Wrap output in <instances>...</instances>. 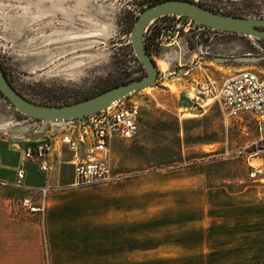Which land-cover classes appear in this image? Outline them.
<instances>
[{
	"label": "rangeland",
	"instance_id": "374dc122",
	"mask_svg": "<svg viewBox=\"0 0 264 264\" xmlns=\"http://www.w3.org/2000/svg\"><path fill=\"white\" fill-rule=\"evenodd\" d=\"M156 1L160 0H0V65L25 95L60 105L141 79L146 73L131 45L133 18ZM188 1L224 14L264 17V0ZM187 23L171 16L153 21L146 30L160 34L151 57L158 69L181 64L191 71L188 79L156 81L126 98L128 107H138L139 132L113 150L116 170L127 177L137 173L190 180V187L175 188L174 198L158 201L174 212L176 234L177 229L190 228L191 243H254L264 248V181L250 180L246 160L237 155L246 143L258 140L256 121L244 116L242 122L225 123L215 98L189 99L193 92L197 96L192 79H200L201 71L217 83L246 68L264 73V43ZM188 105V110L182 108ZM176 114L197 115L189 117L181 136ZM61 127L27 118L0 95L1 139L42 143L59 134ZM260 129L264 133V123ZM212 141L217 145L201 149ZM211 187L217 198H204L203 189ZM23 199L18 198L17 210L25 209ZM191 257L197 258L193 251Z\"/></svg>",
	"mask_w": 264,
	"mask_h": 264
},
{
	"label": "crops",
	"instance_id": "0c3cea01",
	"mask_svg": "<svg viewBox=\"0 0 264 264\" xmlns=\"http://www.w3.org/2000/svg\"><path fill=\"white\" fill-rule=\"evenodd\" d=\"M176 115L181 136L189 117L197 115ZM120 143L115 141L112 149ZM38 144L24 141L23 146ZM214 145L217 141L202 144L201 149ZM69 158L63 149L49 176L28 162L24 189L13 188L10 184L16 180L19 154L11 149L10 142L0 138V182L9 184L0 185V264H264V248L258 244L212 246L191 243L188 227L175 233L171 223L174 212L168 205L159 204L158 198H174L175 188L190 187V180L144 178L135 173L119 182L74 187ZM46 185L59 190L49 194L43 217L17 210L18 198L26 196L25 188ZM216 191L211 187L202 194L217 198ZM201 233L206 235L202 229ZM192 251L197 258L191 257ZM244 253L249 257L240 258Z\"/></svg>",
	"mask_w": 264,
	"mask_h": 264
},
{
	"label": "built area",
	"instance_id": "2783aa9c",
	"mask_svg": "<svg viewBox=\"0 0 264 264\" xmlns=\"http://www.w3.org/2000/svg\"><path fill=\"white\" fill-rule=\"evenodd\" d=\"M174 17L182 20L180 16ZM187 22L189 27L192 21ZM197 26L199 30L206 29L198 24ZM257 41L264 43V40ZM260 51L264 54V48H260ZM262 60L264 61V57ZM190 71L191 69L181 64L166 70L157 68L156 81L185 80L189 78ZM192 81L197 96L193 92L189 99L197 102L201 95L215 98L219 102L225 123L230 120L242 122L244 116H250L256 121L258 140L240 148L237 155L246 160L249 166L247 177L250 180L264 181V133L260 132V125L264 123V73L256 67L246 68L217 83L204 70L201 71L200 79ZM193 89L190 88L191 91ZM125 101L126 98L83 119L56 123L62 126L61 132L34 147H24L21 139L10 142L11 149L19 154L16 180L10 185L24 189L25 165L28 162L36 164L42 174L49 176L53 172L55 158L63 149L70 154L68 164L73 170L74 187H89L125 179L127 175L116 170L113 143L132 140L139 132L138 107H128ZM0 185L9 184L0 182ZM57 190L58 187L50 185L38 189L25 188L26 196L22 201L24 210L39 213L43 217L49 194Z\"/></svg>",
	"mask_w": 264,
	"mask_h": 264
},
{
	"label": "water",
	"instance_id": "95a60500",
	"mask_svg": "<svg viewBox=\"0 0 264 264\" xmlns=\"http://www.w3.org/2000/svg\"><path fill=\"white\" fill-rule=\"evenodd\" d=\"M164 16L185 17L213 31L264 40V17H238L215 12L188 0H166L144 8L131 32V45L146 75L91 98L64 105H47L31 101L20 94L0 68V94L20 114L43 123H64L96 114L128 96L156 83L157 66L148 54L144 35L153 21Z\"/></svg>",
	"mask_w": 264,
	"mask_h": 264
},
{
	"label": "trees",
	"instance_id": "16d2710c",
	"mask_svg": "<svg viewBox=\"0 0 264 264\" xmlns=\"http://www.w3.org/2000/svg\"><path fill=\"white\" fill-rule=\"evenodd\" d=\"M162 1H166V0H160V1H156L150 5H153L155 3H158V2H162ZM149 5V6H150ZM203 7V6H202ZM209 10H212V11H215V12H219L218 10L216 9H212V8H208V7H205ZM225 14H228V15H233V16H238V17H241L240 15L238 14H233V13H225ZM171 16H164V17H161V18H158L156 19L155 21H158V20H161V19H165V18H169ZM174 17V16H172ZM182 20L184 21H187L189 19L185 18V17H181ZM137 17L133 18V25L136 21ZM193 22V21H192ZM193 24H195L197 26V24L195 22H193ZM207 29V28H206ZM160 37V34L159 32L158 33H154L152 32L151 34H148V33H145L144 35V44H145V48H146V51L148 52V54L153 57L155 55V50H156V40ZM0 68L4 71V74L6 75L7 79L9 80V82L11 83V85L20 93L22 94L24 97H26L27 99L31 100V101H34V102H37V103H40V104H47V105H60L58 104L57 102L51 100V99H37L35 97H32V96H27L25 95L24 93H22L19 89H17V87L14 85L10 75L7 73V71L0 65ZM140 79V78H139ZM124 83H129L128 81L127 82H124ZM124 83H121L120 85L124 84ZM114 88V87H113ZM1 95V94H0ZM2 96V95H1ZM85 100V99H84ZM64 105V104H62Z\"/></svg>",
	"mask_w": 264,
	"mask_h": 264
}]
</instances>
